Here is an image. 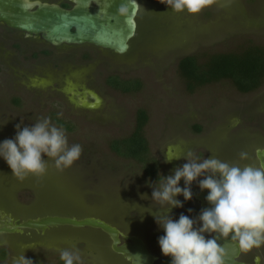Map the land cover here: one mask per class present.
<instances>
[{"label":"rangeland","instance_id":"rangeland-1","mask_svg":"<svg viewBox=\"0 0 264 264\" xmlns=\"http://www.w3.org/2000/svg\"><path fill=\"white\" fill-rule=\"evenodd\" d=\"M148 17L146 53L114 68L119 74L136 78L139 87L127 93L106 87L103 78L107 69L98 66L89 71L95 100L81 105L86 109L58 105L46 92L21 87L11 82L5 71L0 73V142L14 138L17 124L30 127L49 117L60 126L57 119L63 118L72 123L68 129L63 127L69 146L80 144L83 149L79 160L64 171H57L49 160L45 175H29L22 182L0 157V209L23 214L64 212L102 217L126 233L139 235L150 251L166 257L158 245L163 230L147 211L155 212L159 207L151 200L153 188H158L162 177L173 175L174 169L187 160L181 157L166 162L165 157L192 151L202 159L204 147L214 145L221 136L224 140L231 128L236 132L240 127L264 124V116L258 120L255 113L260 105L264 106V84L254 92L242 93L229 80L222 79L190 92L177 64L186 55H194L202 62L212 53L237 51L248 44L264 48V0H218L196 15L174 13L160 0H149ZM20 66L30 68L29 61L22 59ZM15 96L20 97L18 104L13 103ZM138 109L148 115L143 128L149 145L146 164L156 161L155 175L145 171L151 165L145 167L135 159L119 156L109 147L113 139L132 132ZM199 179L190 185L192 191L198 188ZM179 186H184L183 180ZM176 199L183 206L171 209L169 214L174 220L181 214L198 218L199 214L189 212L182 195ZM54 230L49 231L52 237L41 238L37 232L30 238L1 234L0 245H8L11 250L5 264H12L13 258L23 252L33 264H59V250L69 247L59 246ZM72 232L76 239L73 245L83 251L85 259H93L87 250L93 245L102 256L110 255L101 231L59 229L60 234ZM94 261L100 264L95 256Z\"/></svg>","mask_w":264,"mask_h":264},{"label":"clouds","instance_id":"clouds-1","mask_svg":"<svg viewBox=\"0 0 264 264\" xmlns=\"http://www.w3.org/2000/svg\"><path fill=\"white\" fill-rule=\"evenodd\" d=\"M174 13L196 15L218 3V0H160ZM124 12L125 8H118ZM12 139L0 142L2 157L12 175L20 182L29 175L42 177L47 173L51 160L59 172L79 160L82 146H69L66 131L45 117L33 126H16ZM47 157L44 159L43 157ZM183 157L187 163L174 169V174L162 177L158 188L151 193L152 203L159 205L150 212L163 235L158 237L161 254L171 257L170 264H225V251L217 241L230 238L242 253L264 246V166L239 165L222 161L215 155L200 158L192 151L183 156H166V162ZM241 160L247 153L239 154ZM199 180V188L207 190L205 197L211 207L202 209L197 219L181 214L174 220L172 208L182 207L177 196L184 201L192 199L190 185ZM183 180L184 186L179 183ZM146 197V196H145ZM144 199H147L144 198ZM161 209L165 211L161 212ZM146 212V211H145ZM191 212V209H189ZM199 223V227H196ZM205 233L212 238H206ZM63 264H85L81 252L74 245L59 250ZM12 264H33L24 252L13 258Z\"/></svg>","mask_w":264,"mask_h":264},{"label":"flooded vegetation","instance_id":"flooded-vegetation-1","mask_svg":"<svg viewBox=\"0 0 264 264\" xmlns=\"http://www.w3.org/2000/svg\"><path fill=\"white\" fill-rule=\"evenodd\" d=\"M39 1L49 4H57L66 10H72L77 6V9L82 10L83 13L89 14L93 17L95 24H97V29L100 27L106 30L114 29L116 31L118 30L121 35L130 32L131 35L125 40V50L123 52H118L115 49L99 46L87 41L82 43H61L53 45L44 40L41 36L27 35L18 29L6 25L4 22H0V73L5 71L7 76L11 79V82H16L24 88L29 87L31 91L46 92L45 95L52 97L58 105L73 106L75 109H86L81 105L89 104L95 100L93 94L94 86L89 84V82L93 80V75L90 74L89 71H94V68H98V66L101 65L107 69L105 70L103 78L104 85L108 88L127 93L113 87L109 81H117L124 86H129V88L132 87L134 81H138L136 78L115 72L114 68L122 63L129 64L136 61L137 56H142L146 53L149 0H104L103 3H101V0H81V4L78 3V0ZM82 2L84 4H82ZM121 6L125 8L124 12L118 11V8ZM130 54H133V56ZM22 59L29 61L30 68H23L20 66ZM13 98V103L18 104L20 97L15 96ZM75 104H77V106H74ZM260 107L261 108L257 109L255 112L258 120L263 119L262 116H264V106L260 105ZM57 120V123L62 127L68 129L72 126V123L64 121L63 118ZM222 137L223 136L219 139L217 138L218 140L216 139L217 141L214 145L211 144L210 147H204L205 154L203 158H209L211 155H214L215 152V155H218V158L222 161L237 163L241 166L246 164L264 166V155H262V152H264L263 123L251 125L248 128L240 127L236 132L231 128L224 140ZM241 152L247 153V159H240L239 154ZM200 179H203V177H200ZM197 183L199 185V181ZM200 191L201 189L199 186L195 190H191L192 199L185 203V206L188 205L191 212H195V214H200L202 209L211 207L208 203L201 202L196 198V195L199 194ZM46 216H70L83 218L91 215H74L64 212H37L33 214H23L22 211L8 212L0 209V235L20 234L30 238L32 233L37 232L40 235V238L45 237L46 235H48L47 237H52L49 234V231L55 228V235L59 238V246L71 247V245L75 244L74 241L76 240L73 239L75 238L73 237V232L70 234H60V227H69V229L76 230L84 228L95 229L105 234L110 255L107 257L102 256L97 246L93 245V248L87 249L88 251H91L88 255L93 257L92 260L85 259V255L82 254L83 251L81 253L82 259L86 262L85 264H95L94 256L98 259L100 264H132V261L128 260L126 254L117 252L112 248V238L109 234L99 228L87 226L82 228L57 226L49 228L44 232L33 228H23L22 233L2 231L3 228H14L15 223L20 224L31 219L34 220ZM99 218L105 220L109 224L117 226L102 217ZM118 228L120 229V227ZM121 231L125 235L139 236L137 234L126 233L123 230ZM213 235L214 234L209 235L205 233L206 238H212ZM119 239L120 241L118 245L127 242L130 243V240L124 239L120 235ZM150 253L158 257L154 264H158L166 258H160L158 254L153 253L152 251H150ZM10 254L11 250L8 245H0L1 264L8 262ZM257 258L259 259L258 263L264 264V246L254 248L247 254L242 253L239 249V261L254 264L256 263Z\"/></svg>","mask_w":264,"mask_h":264},{"label":"water","instance_id":"water-1","mask_svg":"<svg viewBox=\"0 0 264 264\" xmlns=\"http://www.w3.org/2000/svg\"><path fill=\"white\" fill-rule=\"evenodd\" d=\"M81 4V0H78ZM82 4H84L82 2ZM0 22L18 29L27 35H38L53 45L61 43L90 42L99 46L115 49L123 52L126 48L125 40L130 32L121 35L114 29H97L93 17L77 9L66 10L57 4H49L39 0H0ZM73 29V30H72ZM264 155V152H262ZM207 190H201L196 198L206 202ZM71 226L74 228L92 227L99 228L112 238V248L126 254L132 264H154L158 259L148 250L144 240L136 235H125L117 226L109 224L105 220L87 216L76 218L70 216H46L28 220L24 223L14 224V228H3L2 231L22 233L23 228H33L42 232L52 227ZM119 235L130 243L118 245ZM215 235V234H214ZM213 235V236H214ZM225 251V264H250L238 260L239 247L230 238H221L217 241ZM259 259H256L258 263ZM171 257H166L158 264H170Z\"/></svg>","mask_w":264,"mask_h":264},{"label":"trees","instance_id":"trees-1","mask_svg":"<svg viewBox=\"0 0 264 264\" xmlns=\"http://www.w3.org/2000/svg\"><path fill=\"white\" fill-rule=\"evenodd\" d=\"M177 68L187 91L192 92L205 84L226 79L237 91L248 93L264 84V48L248 44L237 51L212 53L202 62L194 55H186L179 59ZM109 82L113 87L124 92L136 90L139 87L138 81H134L131 88L117 81ZM147 120L146 111L138 109L132 132L126 137L113 139L109 144L110 149L119 156L146 164L149 160V145L143 128ZM199 129L197 126L196 130ZM151 161L150 164L145 165V167L151 165V168H146L145 171L149 175H155L157 163L154 160ZM59 264H63V261Z\"/></svg>","mask_w":264,"mask_h":264},{"label":"snow or ice","instance_id":"snow-or-ice-1","mask_svg":"<svg viewBox=\"0 0 264 264\" xmlns=\"http://www.w3.org/2000/svg\"><path fill=\"white\" fill-rule=\"evenodd\" d=\"M104 2V0H101V3H103Z\"/></svg>","mask_w":264,"mask_h":264}]
</instances>
